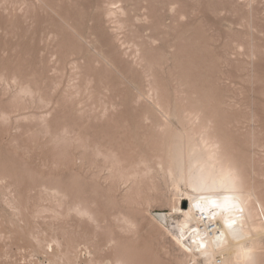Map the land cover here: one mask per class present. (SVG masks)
<instances>
[{"label":"rangeland","instance_id":"obj_1","mask_svg":"<svg viewBox=\"0 0 264 264\" xmlns=\"http://www.w3.org/2000/svg\"><path fill=\"white\" fill-rule=\"evenodd\" d=\"M118 6L126 11L119 30L107 16ZM0 77V264L33 255L28 233H93L71 215L53 219L61 210L54 195L86 196L110 229V198L121 201L124 191L110 189L107 165L92 152L149 154L160 140L158 105L177 112L174 123L186 109H210L226 147L253 156L264 173V0H0ZM26 87L33 100L22 93L15 103ZM247 107L257 113L252 150L249 122L234 112ZM257 181L264 197V176ZM153 199L144 212H128L142 223L129 239L116 232L118 248L137 264H183L148 215L170 213L173 201ZM102 226L96 233L109 231Z\"/></svg>","mask_w":264,"mask_h":264},{"label":"bare ground","instance_id":"obj_2","mask_svg":"<svg viewBox=\"0 0 264 264\" xmlns=\"http://www.w3.org/2000/svg\"><path fill=\"white\" fill-rule=\"evenodd\" d=\"M108 10L109 14L107 13V16H111L115 27L116 25L119 26L115 30L121 29V23L125 24L124 21L126 20L123 19L124 17L122 18V16H125V9L118 6ZM15 85L17 87L18 84L16 83ZM28 88L26 87V90ZM18 89L22 91V86L18 87ZM28 91L24 90L19 92L20 94L17 91L14 92L13 97L17 95V98L13 100L17 99V102L19 100L25 101L18 97V95L23 93L21 96H30V99L26 97V100L32 101L33 91H29L30 95H28ZM152 108L154 109V107ZM155 108H158L156 109L158 112L156 114L161 113L160 117L163 121L160 122L161 124H157L159 126L158 132L160 130V134H158L160 140L155 145L158 147L154 148L155 146L151 145L153 149L149 148V154L148 152L146 153V150L140 149L136 154L130 152L133 157L131 155L127 157L129 153H126L127 155L124 157L121 154L122 152L114 149L113 146H110V151L105 149V152L101 151V149L92 148L94 149L92 153H95L93 155L98 158L101 157L102 162L107 165V181L109 180L108 182H110V189L123 188L124 191L121 201H115V199L110 198V207L112 206V209L116 211H113L114 214L110 218V229L108 228V222H106L108 225H106V229L109 231L96 233L101 229L102 221L104 222L105 220L101 221V216L97 211L98 207L94 201H88L83 194V197L76 196L75 199L73 197L72 200H69V196H66L67 192L62 195L60 201H57L58 199L56 198L58 196L54 195L55 203L58 202L59 206L55 205L57 208L60 207L61 210L58 213L56 210V212H51V214L55 213L53 214L55 215L53 219H58L62 216L70 217L71 215L80 224L86 221L93 229V233H80L81 231L79 233L77 231L76 233L70 231L69 233H28L30 251L33 254L31 255L30 251H26L27 254H30L29 258L34 255H41L44 260L38 257L36 261H33L32 258L26 259L23 257H28V255L23 254L19 264H137V262L133 263L134 260L129 259L132 257L128 258L129 255L127 254L129 253L126 254L123 251L125 250L123 247L122 249H120L121 246L118 248V238L120 237L123 240V236L128 238L129 235L135 236L138 233L143 217L139 221V219L136 220L128 212L137 210L139 213L144 212V208L151 204L153 196L150 197L151 195L148 196L149 194H146L148 192H146L147 189L153 191L155 195L158 192L161 193L158 196L156 195L157 198L159 197L158 199L154 197L156 201H162V199L164 201L168 199L173 201L170 213L155 215L149 213L148 215L152 224L170 236L173 245L181 254L183 264H264V197L259 185L257 186L258 177H263L264 173L261 170V173L257 171L253 156L249 154L243 156L244 153H239L240 156H243L239 157L238 154L233 153V149L230 151V148L226 147L227 144L225 142L227 140L223 137L225 134L221 133L218 128L221 123L218 125L217 117L215 120L212 116L207 117L206 115L210 113H208L210 109L207 110L203 107L192 109L193 111L190 110L191 108L188 109L189 111L182 109L184 112L181 116L183 117L180 119L176 118L174 123L170 117L177 114V112L172 113L174 115L170 113V116L168 111L163 110V107L162 109L158 105ZM234 112L242 114L246 121L249 122V128L245 136V146L247 143L250 150L259 146L258 134L255 135L257 131L255 132L254 124L257 113H255L254 108L247 107L244 110L238 108ZM220 113L218 116H220ZM215 114L217 113L215 112ZM221 114L224 115L223 113ZM45 119L47 118L43 117L40 123L45 125L44 127L43 125L41 126L45 129L47 128L44 130L48 133L50 126H48L49 128L47 127L48 123ZM227 123H224V125ZM89 148L90 145L88 146ZM92 166L94 167V165ZM160 189L166 190L164 194ZM56 194L60 195V191ZM110 195L112 196V194ZM50 196L53 197L52 195ZM168 196H171L172 199H167ZM13 202L16 201L14 200ZM63 223L66 224L68 222L65 223L63 221ZM106 226L102 227L105 228ZM65 227L67 228V226ZM116 232L121 235L119 236ZM115 234L119 237L117 238ZM100 235L102 237L104 235L102 241L100 240ZM19 251L22 253V250Z\"/></svg>","mask_w":264,"mask_h":264}]
</instances>
